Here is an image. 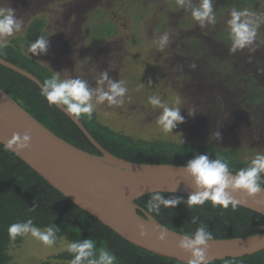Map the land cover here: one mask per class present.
I'll use <instances>...</instances> for the list:
<instances>
[{
    "label": "rangeland",
    "instance_id": "1",
    "mask_svg": "<svg viewBox=\"0 0 264 264\" xmlns=\"http://www.w3.org/2000/svg\"><path fill=\"white\" fill-rule=\"evenodd\" d=\"M200 3L0 0V10H13L20 24L11 35H0V44L19 39L32 21H42L46 49L33 53L31 45L18 44L20 51L58 81H84L104 125L135 142L203 147L251 163L264 155V0H212L213 19L202 24L192 17ZM233 11L255 30L252 42L234 51ZM108 20L115 23L112 36L102 37L97 24ZM112 83H119L124 95L115 104L100 101ZM150 97L160 105L150 104ZM166 107L183 117L171 130L160 123ZM70 244L60 239L48 245L24 233L18 247H8V264H71L54 259Z\"/></svg>",
    "mask_w": 264,
    "mask_h": 264
},
{
    "label": "trees",
    "instance_id": "2",
    "mask_svg": "<svg viewBox=\"0 0 264 264\" xmlns=\"http://www.w3.org/2000/svg\"><path fill=\"white\" fill-rule=\"evenodd\" d=\"M112 26L115 23L110 20L97 24L99 30H104L102 37L112 36ZM44 27V22L34 20L19 39L14 38L8 44H0L1 59L25 70L41 84L54 74L37 60L24 55L18 44L32 45L41 37L44 38ZM0 89L58 138L82 151L100 155L64 113L47 103L40 94L41 89L30 80L0 65ZM78 121L105 151L128 162L186 167L191 160L207 155L209 160L219 159L225 162L233 175L251 165L226 152H210L203 147L160 141L135 142L104 125L95 111L90 117L82 115ZM259 182L264 187V172L260 174ZM155 195H160L164 200H177L178 203L170 207L160 204L158 209H149V201L156 203L152 200ZM188 198L189 196L184 195L155 193L137 199L134 203L162 226L191 238L201 227L211 233L212 240L264 234V216L256 212L237 205L234 208L232 205L224 208L210 201L192 206L187 203ZM28 221H31L30 227L45 231L51 229L54 243L60 239L71 244L91 240L94 245L93 255L88 259L98 260L100 252L107 251L116 258L114 264H182L147 252L122 239L71 203L0 144V264H8V247H18L22 240L23 234L17 235L15 239L10 236L9 226L15 223L27 224ZM74 257L75 253L66 251L54 259L71 263ZM84 264H87V260ZM208 264H264V250L250 256L226 258Z\"/></svg>",
    "mask_w": 264,
    "mask_h": 264
},
{
    "label": "water",
    "instance_id": "3",
    "mask_svg": "<svg viewBox=\"0 0 264 264\" xmlns=\"http://www.w3.org/2000/svg\"><path fill=\"white\" fill-rule=\"evenodd\" d=\"M0 65L41 89L42 84L25 70L1 58ZM54 106L79 128L100 155L82 151L55 136L1 89L0 144L6 147L14 133L20 136L28 133L31 137L28 149L17 152L15 148H6L51 187L135 247L189 264L191 253L177 247L185 236L162 226L134 203L155 193L192 195L197 189L184 171L185 167L132 163L117 158L105 151L77 119L62 110V106ZM232 197L237 206L264 216V192L249 197L237 190ZM161 233H164L163 239L159 238ZM262 250L264 234L211 240L207 245L206 264L226 258H242Z\"/></svg>",
    "mask_w": 264,
    "mask_h": 264
},
{
    "label": "clouds",
    "instance_id": "4",
    "mask_svg": "<svg viewBox=\"0 0 264 264\" xmlns=\"http://www.w3.org/2000/svg\"><path fill=\"white\" fill-rule=\"evenodd\" d=\"M212 12V0H201L200 6L192 10V17L201 24L205 19L212 20L210 15ZM241 13L233 11L232 20L229 22L232 49H242L252 42L255 36V30L249 27L247 22H240ZM20 27L19 22L15 19L13 10H0V35L9 36L14 30ZM44 51L46 49V41L41 37L31 45L30 51L35 53L37 50ZM107 78V74H104ZM125 89L119 83H112L109 92L101 93L98 97L100 101L107 100L110 103H117V97L123 96ZM40 94L45 98L49 105L62 106V110L72 118L79 119L82 115L90 117L93 112L92 96L93 93L87 87V84L80 79H71L58 81L53 76L46 79L42 86ZM152 105H160V100L155 97L149 98ZM183 117L178 109L164 108L160 123L166 130H171L177 122H182ZM31 137L28 133L20 136L14 133L6 147L8 149L15 148V151L21 152L29 148ZM184 171L192 178L196 191L189 196L187 203L189 205H202L206 201H210L215 205L227 208L232 205L234 208L237 201L232 197V193L242 190L247 196L252 197L264 192L259 182L260 174L264 172V155H258L252 160L251 165L240 170L236 175H231L228 165L221 160H209L207 155H201L191 160ZM149 201V209H158L160 204L166 207L175 206L177 200H164L160 195H155ZM31 221L27 224L15 223L9 226L8 232L15 239L17 235L30 233L32 236L42 240L45 244L54 243L53 232L49 229L42 232L36 228L30 227ZM143 234V227L140 228ZM160 239L164 238L161 233ZM213 239L211 233L206 232L204 227L199 228L194 237H183L177 247L185 252L191 253L189 264H206L207 245ZM94 245L91 240H85L82 243H72L68 250L75 253L71 264H114L115 257L107 251H101L98 260L88 259L93 255L92 249Z\"/></svg>",
    "mask_w": 264,
    "mask_h": 264
}]
</instances>
